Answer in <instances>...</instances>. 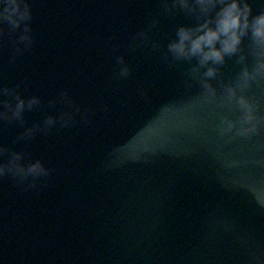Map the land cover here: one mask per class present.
<instances>
[{
  "label": "water",
  "instance_id": "1",
  "mask_svg": "<svg viewBox=\"0 0 264 264\" xmlns=\"http://www.w3.org/2000/svg\"><path fill=\"white\" fill-rule=\"evenodd\" d=\"M25 4V25L0 22V264H264V76L240 79L264 62L251 32L201 66L170 49L203 23L179 0Z\"/></svg>",
  "mask_w": 264,
  "mask_h": 264
},
{
  "label": "clouds",
  "instance_id": "2",
  "mask_svg": "<svg viewBox=\"0 0 264 264\" xmlns=\"http://www.w3.org/2000/svg\"><path fill=\"white\" fill-rule=\"evenodd\" d=\"M179 3L192 11L197 12L198 18L203 19L195 28L181 27L178 30V39L170 45L171 51L181 58L198 57L201 66L222 65L226 57H231L240 51L243 38L251 32L252 40L257 49V55L264 57V14H260L252 19L251 7L246 0H179ZM193 4L195 7H193ZM0 20H6L14 27H18L20 22L30 18L28 7L21 6V0H0ZM26 39V37H24ZM217 69L209 67L205 76L215 77ZM257 76H264V62H261L256 73H250L245 69L241 74V87H245ZM207 86V85H206ZM209 87V90L212 89ZM229 93L234 96L235 90L229 88ZM36 103L35 100L29 102V106ZM238 103L244 111V122L252 124L255 120L254 106L243 96L239 97ZM25 107V102L19 100L16 105L15 115L20 116ZM233 127L228 122L227 130ZM244 128L243 133L254 130ZM22 172L23 169H20ZM28 171L32 174H40L43 168L39 163L32 165ZM3 168H0V173Z\"/></svg>",
  "mask_w": 264,
  "mask_h": 264
}]
</instances>
